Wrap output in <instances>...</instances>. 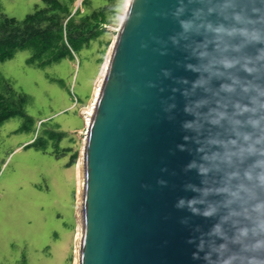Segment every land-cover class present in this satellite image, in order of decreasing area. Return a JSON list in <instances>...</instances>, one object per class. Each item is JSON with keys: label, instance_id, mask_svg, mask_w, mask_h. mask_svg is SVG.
<instances>
[{"label": "water", "instance_id": "water-1", "mask_svg": "<svg viewBox=\"0 0 264 264\" xmlns=\"http://www.w3.org/2000/svg\"><path fill=\"white\" fill-rule=\"evenodd\" d=\"M177 6L178 0H134L117 30L83 134L79 264H202L192 259L195 246L187 240L199 235L197 225L207 230L212 221L175 207L191 195L184 184L198 182L195 172H184L191 156L176 148L186 118L179 92L175 119L164 110L177 82L163 70L194 78L181 63L186 53L170 40L180 31Z\"/></svg>", "mask_w": 264, "mask_h": 264}, {"label": "clouds", "instance_id": "clouds-1", "mask_svg": "<svg viewBox=\"0 0 264 264\" xmlns=\"http://www.w3.org/2000/svg\"><path fill=\"white\" fill-rule=\"evenodd\" d=\"M173 16L180 31L170 40L194 78L163 70L177 82L164 110L175 119L179 92L186 118L176 148L189 153L184 172L198 179L175 207L212 221L188 238L192 259L264 264V0H178Z\"/></svg>", "mask_w": 264, "mask_h": 264}, {"label": "rangeland", "instance_id": "rangeland-1", "mask_svg": "<svg viewBox=\"0 0 264 264\" xmlns=\"http://www.w3.org/2000/svg\"><path fill=\"white\" fill-rule=\"evenodd\" d=\"M127 1L77 0V20L97 11L110 22L72 56L50 61L51 54L35 58L29 48L0 61V93L8 95L10 87L26 98V117L0 123V264H75L86 130L81 113L93 101ZM42 5L0 0V17L22 21Z\"/></svg>", "mask_w": 264, "mask_h": 264}, {"label": "trees", "instance_id": "trees-1", "mask_svg": "<svg viewBox=\"0 0 264 264\" xmlns=\"http://www.w3.org/2000/svg\"><path fill=\"white\" fill-rule=\"evenodd\" d=\"M77 0L64 3L60 0H43L42 6L28 14L22 21L6 15L0 17V61L14 56L17 50L33 49L35 58L51 54L50 61L72 56L80 48L87 46L105 30L109 22L103 12L95 11L81 20L73 15ZM86 2V0H85ZM84 2V3H85ZM83 3V4H84ZM8 95L0 93V123L24 116V95H17L10 87ZM77 152L72 157L75 163Z\"/></svg>", "mask_w": 264, "mask_h": 264}, {"label": "bare ground", "instance_id": "bare-ground-1", "mask_svg": "<svg viewBox=\"0 0 264 264\" xmlns=\"http://www.w3.org/2000/svg\"><path fill=\"white\" fill-rule=\"evenodd\" d=\"M127 2H128V5H127V8H128L129 0ZM127 8L125 10V14H126ZM124 17H125V15H124ZM123 18H122V20H123ZM115 41H116V37H115L114 43H115ZM112 47H113V45H112ZM111 50L112 49H110V52H111ZM110 52H109L107 61H106L105 65H104V68L102 70V74L100 75L99 80L97 82L96 89H95L94 96H93V101L91 102L89 107H86V108L83 109L84 114L85 113L87 114V115H85L86 118L87 117L89 118V116H91L93 114V112H94V104H95V102H96V100H97V98H98V96L100 94L101 85H102L104 76H105V74L107 72V69H108V64H109V61H110ZM86 124L89 125L90 124V120H88ZM85 133H86V130H85ZM84 145H85V140L83 142V149H84ZM78 171H79V197H78L79 201L78 202H79V214H81L82 204H83V195H84V160H83V153H82V159L80 160V162L78 164ZM81 238H82V227H81L80 222H79V233H78V240H77V253H76L75 264H79V245H80Z\"/></svg>", "mask_w": 264, "mask_h": 264}, {"label": "built area", "instance_id": "built-area-1", "mask_svg": "<svg viewBox=\"0 0 264 264\" xmlns=\"http://www.w3.org/2000/svg\"><path fill=\"white\" fill-rule=\"evenodd\" d=\"M88 120H90V116H89V118L88 117L87 118L85 117V122L86 123H87Z\"/></svg>", "mask_w": 264, "mask_h": 264}]
</instances>
